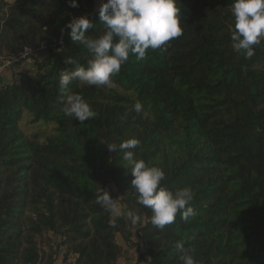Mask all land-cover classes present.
Returning a JSON list of instances; mask_svg holds the SVG:
<instances>
[{"label":"trees","instance_id":"obj_1","mask_svg":"<svg viewBox=\"0 0 264 264\" xmlns=\"http://www.w3.org/2000/svg\"><path fill=\"white\" fill-rule=\"evenodd\" d=\"M94 2L0 0V55L46 43L32 73L0 86V264H55L60 251L116 264L120 238L143 245L145 264H183L177 241L196 264H264V40L245 58L232 47L233 0H177L183 35L166 51L130 54L111 87L69 86L97 113L81 123L64 116L59 77L74 69L66 57L90 59L67 22L87 15L89 35L104 31ZM129 138L137 159L164 170L161 186L193 190L189 222L151 223L118 147ZM104 190L126 211L115 227L96 203ZM129 212L142 218L134 231Z\"/></svg>","mask_w":264,"mask_h":264},{"label":"clouds","instance_id":"obj_2","mask_svg":"<svg viewBox=\"0 0 264 264\" xmlns=\"http://www.w3.org/2000/svg\"><path fill=\"white\" fill-rule=\"evenodd\" d=\"M70 7H79L78 0H69ZM234 17V30L231 32L232 47L242 51L245 58L255 55V46L264 40V0H233L231 7ZM104 31L98 36L88 34L93 27L87 15L70 19L66 28L73 43L82 45L90 54L87 67L75 57L65 58V63L74 65L71 71H62L59 87L65 94L62 111L65 117L75 118L81 123L92 120L97 113L78 93L69 88L73 82L86 86H112V77L118 74L121 66L134 55L138 61L145 59L149 49L166 51L168 43L183 35L181 8L177 0H102L98 9ZM134 111L148 117L142 103L136 102ZM140 144L136 138H129L119 144L123 160L127 163L133 179L137 202L151 210V223L163 230L175 222L177 214L184 222H189L197 213L191 206L194 192L190 187L175 191L161 186L166 179L165 172L157 166H149L137 159L134 150ZM109 151H117L115 144H108ZM96 203L105 208L113 217L110 223L116 225L120 209L116 199L107 191L97 197ZM130 224L142 223L139 215L128 213ZM175 248L182 255L183 264H196L194 257L177 241Z\"/></svg>","mask_w":264,"mask_h":264},{"label":"crops","instance_id":"obj_3","mask_svg":"<svg viewBox=\"0 0 264 264\" xmlns=\"http://www.w3.org/2000/svg\"><path fill=\"white\" fill-rule=\"evenodd\" d=\"M46 51L43 48L37 49L33 54L28 56L25 60H22L18 64H15L14 66L10 68H6L4 70L0 71V86L2 84L11 83L16 79V76L20 74L21 72H29L32 73L34 71V60L35 58L40 60L42 57H44ZM122 215H125V211L121 210L120 212ZM132 239L134 241H137V237L135 234H133ZM120 243H122L123 251L122 254L119 256L116 264H145V259H139V253L143 251V245L140 244L138 246L137 244H127L123 242V239H119ZM74 257H70L69 260H62V251H60L59 256L57 257V260L55 264H73Z\"/></svg>","mask_w":264,"mask_h":264},{"label":"built area","instance_id":"obj_4","mask_svg":"<svg viewBox=\"0 0 264 264\" xmlns=\"http://www.w3.org/2000/svg\"><path fill=\"white\" fill-rule=\"evenodd\" d=\"M40 48H46L45 41L40 43ZM35 49H33L29 45H24L19 51L11 53L9 56L4 57L0 55V71L6 68H10L15 64L25 60L29 55L34 53ZM67 264V263H62Z\"/></svg>","mask_w":264,"mask_h":264},{"label":"rangeland","instance_id":"obj_5","mask_svg":"<svg viewBox=\"0 0 264 264\" xmlns=\"http://www.w3.org/2000/svg\"><path fill=\"white\" fill-rule=\"evenodd\" d=\"M9 1H11V0H9ZM101 2H102V0H95V2H94V8L95 9H98L99 6H100V4H101ZM117 205H118V207L120 209H122L123 211H125L124 207L121 204H117ZM132 227H133V231H134V229L136 228V226H132ZM51 238H52V243H56L59 240V237L58 236H55V235H52ZM40 240H42V239H40Z\"/></svg>","mask_w":264,"mask_h":264}]
</instances>
